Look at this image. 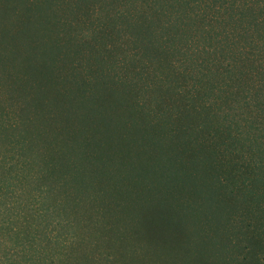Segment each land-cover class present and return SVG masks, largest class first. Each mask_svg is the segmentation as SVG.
<instances>
[{
  "label": "rangeland",
  "instance_id": "1",
  "mask_svg": "<svg viewBox=\"0 0 264 264\" xmlns=\"http://www.w3.org/2000/svg\"><path fill=\"white\" fill-rule=\"evenodd\" d=\"M263 61L264 0H0V264H264Z\"/></svg>",
  "mask_w": 264,
  "mask_h": 264
},
{
  "label": "trees",
  "instance_id": "2",
  "mask_svg": "<svg viewBox=\"0 0 264 264\" xmlns=\"http://www.w3.org/2000/svg\"><path fill=\"white\" fill-rule=\"evenodd\" d=\"M220 43L221 44H223L222 42H221V40H220ZM229 45H230V43H229ZM253 51H255V50H253ZM253 51H250V52H244L242 49H240L239 48V51L237 52V54L239 55V57L241 56L242 57V61H247V62H252L253 64L256 62V61H258V59L257 58H255V55L253 54V53H255V52H253ZM251 55H253V58L251 59L250 58V56ZM240 57V58H241ZM264 62V61H263ZM254 66V65H253ZM259 68L260 69H262L263 70V65L261 64V66H259ZM226 98H228V97H226ZM196 111V110H195ZM198 112V111H197ZM253 123H255V122H253ZM213 143V142H212ZM222 144H224V142H221V143H219V144H215V148H214V150H216L217 149V146H220V145H222ZM205 146V145H204ZM207 147H211V144L210 145H208ZM229 165H231L230 163H228ZM145 195V194H144ZM150 196V194H146V196H145V201H152V199L151 200H149V196ZM146 215H148V216H150V214H151V211L149 212L148 210L146 211V213H145Z\"/></svg>",
  "mask_w": 264,
  "mask_h": 264
}]
</instances>
